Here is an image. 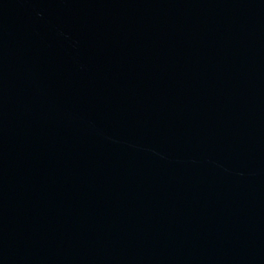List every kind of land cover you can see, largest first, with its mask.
<instances>
[{
  "label": "water",
  "instance_id": "obj_1",
  "mask_svg": "<svg viewBox=\"0 0 264 264\" xmlns=\"http://www.w3.org/2000/svg\"><path fill=\"white\" fill-rule=\"evenodd\" d=\"M0 264H264V0H0Z\"/></svg>",
  "mask_w": 264,
  "mask_h": 264
}]
</instances>
